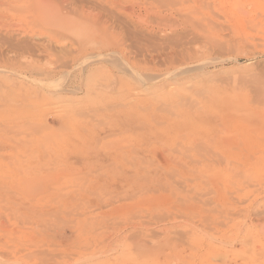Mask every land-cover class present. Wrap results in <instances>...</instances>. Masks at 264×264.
<instances>
[{"label": "rangeland", "instance_id": "rangeland-1", "mask_svg": "<svg viewBox=\"0 0 264 264\" xmlns=\"http://www.w3.org/2000/svg\"><path fill=\"white\" fill-rule=\"evenodd\" d=\"M244 242L264 0H0V264L261 263Z\"/></svg>", "mask_w": 264, "mask_h": 264}, {"label": "bare ground", "instance_id": "bare-ground-1", "mask_svg": "<svg viewBox=\"0 0 264 264\" xmlns=\"http://www.w3.org/2000/svg\"><path fill=\"white\" fill-rule=\"evenodd\" d=\"M14 47V46H13ZM25 48V47H24ZM30 48V47H29ZM18 49H21V48H18ZM29 50V49H28ZM33 50V49H32ZM34 51V50H33ZM10 52V51H9ZM24 52V51H23ZM18 54V53H17ZM23 55V54H22ZM21 55V56H22ZM20 56V57H21ZM16 57V56H15ZM18 60V59H17ZM14 62V61H13ZM181 70H183V69H181ZM185 70V69H184ZM171 104V103H170ZM169 105V104H168ZM168 109H171V107L170 108H168ZM127 122H125V124H126ZM127 125V124H126ZM117 126V125H116ZM122 126H124V123H123V125ZM127 126H129V125H127ZM126 126V127H127ZM126 127L124 126L123 128H125L126 129ZM72 167V166H71ZM73 168V167H72ZM255 218H257V217H255ZM263 219V218H262ZM258 223V222H257ZM259 223H261V222H259ZM262 224H263V222H262ZM260 226V225H259ZM251 227V226H250ZM187 232V231H186ZM186 232H185V234H186ZM189 232V231H188ZM194 232V231H193ZM167 233V232H166ZM204 233V232H203ZM220 233V232H219ZM238 233V232H237ZM179 234V233H178ZM190 234V233H189ZM201 234V233H200ZM218 234V233H217ZM147 235V234H146ZM163 235V234H162ZM172 235V234H171ZM187 235H188V233H187ZM216 235V234H215ZM220 235H221V233H220ZM220 235H219V237H220ZM230 235H232V236H235V235H233L232 233H230ZM238 235V234H237ZM236 235V236H237ZM158 236V235H157ZM173 236V235H172ZM171 236V237H172ZM180 236V235H179ZM228 236V235H227ZM244 236V235H243ZM146 237V236H145ZM155 237V236H154ZM186 237H188V236H186ZM191 237V236H190ZM198 237H200V236H198ZM218 237V238H219ZM225 237V236H224ZM231 237V236H230ZM237 237H239V236H237ZM236 237V238H237ZM242 236H240V239H243V238H241ZM245 237H247V236H245ZM134 238V237H133ZM148 239H149V237H147ZM172 238H174V237H172ZM177 238H179V241H180V239H181V237H178L177 236ZM176 238V239H177ZM182 238H184V237H182ZM213 238H215V237H213ZM248 238V237H247ZM169 239V238H168ZM220 239H222V237L220 238ZM231 239V238H230ZM249 240H250V237L248 238ZM248 239H244L245 241H247ZM171 240V239H170ZM173 240H175V239H173ZM203 241H205L204 240V237H203V239H202ZM226 240V239H225ZM236 240H238V238L236 239ZM249 240L247 241V242H249ZM164 241V240H163ZM163 241H161V243L163 242ZM169 241V240H168ZM216 241V240H215ZM220 241V240H219ZM218 241V242H219ZM224 241V240H223ZM251 241H253V240H251ZM143 242V241H142ZM146 242V241H145ZM171 242H172V240H171ZM173 242H175V241H173ZM172 242V243H173ZM181 242H182V240H181ZM206 242V241H205ZM212 242V241H211ZM218 242H216V243H218ZM228 242V241H227ZM227 242H226V244H227ZM234 242H237V241H235V239H234ZM152 243V242H151ZM150 242H149V244H151ZM164 243V242H163ZM176 243V242H175ZM174 243V244H175ZM180 243V242H179ZM229 243H232L233 244V242L231 241V242H229ZM253 243H254V241H253ZM130 244H132V242L130 243ZM136 244V243H135ZM134 243H133V246L135 245ZM145 243L143 242L142 243V245H144ZM147 244V243H146ZM170 244V243H169ZM221 244H222V240H221ZM224 244V243H223ZM236 243H234V245H235ZM137 245V244H136ZM159 245H161V244H159ZM158 245V246H159ZM181 245V244H180ZM192 245V244H191ZM229 245V244H228ZM227 245V246H228ZM244 245H246V246H244ZM139 246V245H138ZM145 246V245H144ZM149 246V245H148ZM156 246H157V244H156ZM162 246V245H161ZM175 246V245H174ZM177 246V245H176ZM203 246H205L204 244H202V247ZM222 246V245H221ZM223 246H225V247H227L226 245H223ZM242 246H244L243 248H244V250L243 251H241V252H237V253H235L234 255H232V257H233V259L236 261V259H238V258H240L241 256V258H243V257H245L246 256V254H248V252L249 251H251L253 248L252 247H250L251 245L250 244H248V243H243L242 244ZM125 247V246H124ZM153 247V246H152ZM151 247V248H152ZM171 247V246H170ZM229 247H230V245H229ZM234 247V246H233ZM108 248V247H107ZM114 248V247H113ZM113 248H108V249H111V251H112V249ZM119 248V247H118ZM127 248H128V246H127ZM135 248V247H134ZM139 248H141V249H143L142 247H139ZM148 248V247H147ZM159 248V247H158ZM158 248H156L155 247V249L157 250ZM235 248V247H234ZM117 249V248H116ZM129 249H131V248H129ZM185 249V248H184ZM233 249V248H232ZM240 249H242V248H240ZM256 249H257V247H256ZM255 249V250H256ZM103 250V249H102ZM123 250V249H122ZM149 250V249H148ZM155 250V251H156ZM177 250V249H176ZM221 250V249H220ZM115 251V250H114ZM113 251V252H114ZM130 251V250H129ZM144 251V250H143ZM145 251H146V248H145ZM144 251V252H145ZM162 251V250H161ZM164 251V250H163ZM163 251H162V253H163ZM166 251H167V249H166ZM203 251V250H202ZM256 252H257V254H256ZM127 253V252H126ZM125 253V254H126ZM134 253V252H133ZM149 253H150V251H149ZM158 253V252H157ZM167 253V252H166ZM165 253H163V255H164ZM118 255V254H117ZM134 255V257H141L142 255L144 256V253L143 254H141V256L139 255H135V254H133ZM156 255H158V254H147V256H145L146 258H144V261L142 262L141 260H143V259H137V257H136V259H137V264H149V261L151 262L150 264H160L159 263V258H160V256L159 257H157ZM223 255V254H222ZM249 255V254H248ZM100 256L101 257H103V258H105V259H108V257L110 256V253H107V252H103L102 254H100ZM125 255H122L121 257H124ZM216 256V255H215ZM115 257V256H114ZM173 257H174V255H173ZM178 257V256H177ZM220 257V256H219ZM249 257L250 258H246L245 260H246V262H247V260H249V261H251L252 263H254L256 260H258L259 259V261L260 260H262V262L260 263V262H258V264H264V246H260L256 251H252L251 253H250V255H249ZM98 258H99V256H98ZM118 258V257H117ZM133 258V257H132ZM162 258H166V257H161V259ZM168 258V257H167ZM170 258H171V255H170ZM224 258V257H223ZM113 259V258H112ZM163 259V260H164ZM178 259H180V258H178ZM228 259V258H227ZM244 259V258H243ZM172 260H173V258H172ZM225 260H226V258H225ZM79 261V260H78ZM108 261V263H109V259L107 260ZM162 261V260H161ZM194 261V260H193ZM221 261H224V260H222L221 259ZM77 262V261H76ZM111 262V261H110ZM113 262V261H112ZM117 262V260L115 261V263ZM118 262H120L119 260H118ZM163 262V261H162ZM172 262V261H171ZM171 262H170V264H171ZM176 262H177V259H176ZM197 262V261H196ZM227 262V261H226ZM103 263H104V261H103ZM182 263V262H181ZM220 263V262H219ZM224 263H225V261H224ZM73 264V263H72ZM111 264V263H110ZM117 264V263H116ZM172 264H174V263H172ZM238 264V263H237Z\"/></svg>", "mask_w": 264, "mask_h": 264}]
</instances>
